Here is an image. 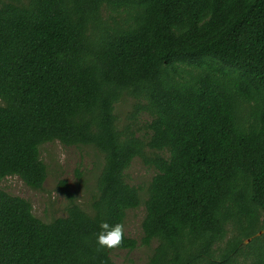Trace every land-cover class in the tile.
I'll use <instances>...</instances> for the list:
<instances>
[{
  "label": "trees",
  "instance_id": "trees-1",
  "mask_svg": "<svg viewBox=\"0 0 264 264\" xmlns=\"http://www.w3.org/2000/svg\"><path fill=\"white\" fill-rule=\"evenodd\" d=\"M53 142L102 156L90 212L64 180L50 222L0 188V264H115L97 234L140 205L135 158L147 264H264V0H0V180L41 190Z\"/></svg>",
  "mask_w": 264,
  "mask_h": 264
},
{
  "label": "rangeland",
  "instance_id": "rangeland-1",
  "mask_svg": "<svg viewBox=\"0 0 264 264\" xmlns=\"http://www.w3.org/2000/svg\"><path fill=\"white\" fill-rule=\"evenodd\" d=\"M135 102L136 100L126 98L116 105L118 125L122 128L128 126L137 131V135L143 136L149 117L144 113L132 116ZM40 157L47 167V178L41 190L30 189L16 176L0 180V188L29 201L33 215L43 222H50L66 215L68 200L57 190L58 182L64 180L74 194L75 203L84 211L90 212L91 197L102 168V156L92 147H67L53 142L40 147ZM154 175L155 170L145 166L139 158H135L126 171L127 183L139 189L140 205L126 212L124 233L127 237L135 239L138 244L132 251L113 250L111 258L115 264H147L148 257L156 245L155 242L149 246L140 243L143 236L141 222L145 215L147 189Z\"/></svg>",
  "mask_w": 264,
  "mask_h": 264
},
{
  "label": "clouds",
  "instance_id": "clouds-1",
  "mask_svg": "<svg viewBox=\"0 0 264 264\" xmlns=\"http://www.w3.org/2000/svg\"><path fill=\"white\" fill-rule=\"evenodd\" d=\"M99 227L101 230L97 234L96 243L100 248L115 250L121 247L124 242V226L122 224L110 226L104 222Z\"/></svg>",
  "mask_w": 264,
  "mask_h": 264
}]
</instances>
